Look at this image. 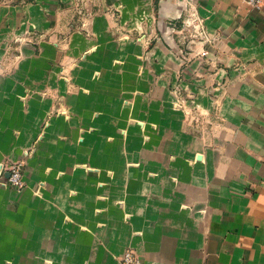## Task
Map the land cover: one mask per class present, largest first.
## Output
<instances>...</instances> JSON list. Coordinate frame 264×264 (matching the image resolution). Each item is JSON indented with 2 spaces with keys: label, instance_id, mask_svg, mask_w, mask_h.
I'll return each mask as SVG.
<instances>
[{
  "label": "crops",
  "instance_id": "0c3cea01",
  "mask_svg": "<svg viewBox=\"0 0 264 264\" xmlns=\"http://www.w3.org/2000/svg\"><path fill=\"white\" fill-rule=\"evenodd\" d=\"M128 250L264 264V6L0 0V264Z\"/></svg>",
  "mask_w": 264,
  "mask_h": 264
},
{
  "label": "rangeland",
  "instance_id": "374dc122",
  "mask_svg": "<svg viewBox=\"0 0 264 264\" xmlns=\"http://www.w3.org/2000/svg\"><path fill=\"white\" fill-rule=\"evenodd\" d=\"M245 1V0H244ZM246 2V1H245ZM247 3V2H246ZM248 4V3H247ZM250 5V4H248ZM251 6V5H250ZM264 6V4L260 7L262 8ZM253 7V6H251ZM255 9H260V8H256V7H253ZM197 20H198V17H197V14L194 13V14H191L189 15V17L187 19H184L183 21V27H179L178 26V23L176 22L174 24V29L177 30V32L179 31V35H181L182 37L184 38H190L191 40H197V39H201L202 35H200L198 32H197V29L195 27V25L197 24ZM34 147L31 148V150L27 151V155H30L32 152H33V149ZM26 162L25 161H8L6 163V165H3L5 168V172L6 175H7V178H6V184L10 187V188H13L15 189L16 191H22L26 188V182L24 180V185L19 188V187H16L14 185H12V183L10 182V179L12 177V173L14 171V169H17L18 167H21V170H22V173H23V176H24V171H25V167H26ZM39 189L36 190V194L39 195Z\"/></svg>",
  "mask_w": 264,
  "mask_h": 264
},
{
  "label": "built area",
  "instance_id": "2783aa9c",
  "mask_svg": "<svg viewBox=\"0 0 264 264\" xmlns=\"http://www.w3.org/2000/svg\"><path fill=\"white\" fill-rule=\"evenodd\" d=\"M245 1L251 6L256 7V8H260L264 4V0H245ZM195 27L197 29V32H201L205 34L203 21L200 18H198L197 24L195 25ZM10 182L12 183V185L19 187V188H21L24 185V176H23L21 167L14 169ZM121 261L123 264H142L138 255L133 250L126 251L122 255Z\"/></svg>",
  "mask_w": 264,
  "mask_h": 264
}]
</instances>
